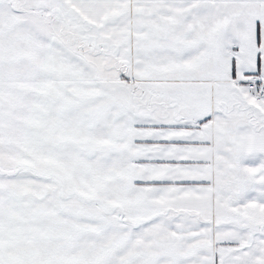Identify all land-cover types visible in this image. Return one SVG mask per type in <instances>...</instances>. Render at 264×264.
Here are the masks:
<instances>
[{"label":"snow or ice","instance_id":"6c2138e0","mask_svg":"<svg viewBox=\"0 0 264 264\" xmlns=\"http://www.w3.org/2000/svg\"><path fill=\"white\" fill-rule=\"evenodd\" d=\"M0 264H264V0H0Z\"/></svg>","mask_w":264,"mask_h":264}]
</instances>
